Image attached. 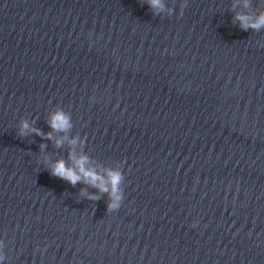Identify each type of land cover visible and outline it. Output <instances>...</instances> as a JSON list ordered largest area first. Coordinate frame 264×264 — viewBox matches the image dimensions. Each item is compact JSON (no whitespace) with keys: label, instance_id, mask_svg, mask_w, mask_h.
<instances>
[{"label":"clouds","instance_id":"obj_1","mask_svg":"<svg viewBox=\"0 0 264 264\" xmlns=\"http://www.w3.org/2000/svg\"><path fill=\"white\" fill-rule=\"evenodd\" d=\"M244 9L251 6V0H237ZM149 6L153 16H168L171 17L174 13V8L167 6L165 0H145ZM187 0L180 4V12L178 18L183 16L184 9L187 7ZM237 3H233L235 8ZM239 22V28L243 31L252 30L260 32L264 30V11L255 14H249L247 11L236 12L233 17V23ZM50 128V131L44 132L39 127L35 126V121L29 122L26 118H21L17 125L16 135L20 138H26L33 134L41 137L44 140L51 141L55 149L64 148L67 145V159L59 157L55 160L45 152L47 144L39 145L40 155L37 163H42L45 170L53 177L67 181L75 187L78 183L86 185L79 191V197L90 201H98L103 194H107V213L118 211L125 199L124 184L125 175L123 165L118 161L117 167L105 168L103 173L98 171L97 167L92 163V158L84 151L86 145V137L80 134L71 135L74 127L71 113L65 111L62 107L56 106L55 109L48 113L45 121ZM88 188H94L96 192H89ZM196 225L193 224L192 227ZM5 241L0 239V264H3L8 257L4 249L6 248ZM40 249L41 252L46 250Z\"/></svg>","mask_w":264,"mask_h":264}]
</instances>
